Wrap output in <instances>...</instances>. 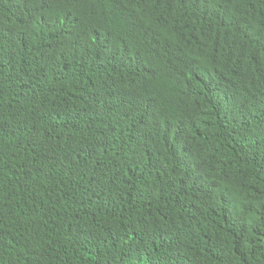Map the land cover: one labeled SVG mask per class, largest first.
Masks as SVG:
<instances>
[{"label": "trees", "instance_id": "obj_1", "mask_svg": "<svg viewBox=\"0 0 264 264\" xmlns=\"http://www.w3.org/2000/svg\"><path fill=\"white\" fill-rule=\"evenodd\" d=\"M0 264H264V0H0Z\"/></svg>", "mask_w": 264, "mask_h": 264}]
</instances>
